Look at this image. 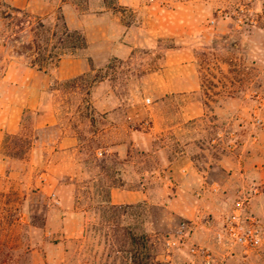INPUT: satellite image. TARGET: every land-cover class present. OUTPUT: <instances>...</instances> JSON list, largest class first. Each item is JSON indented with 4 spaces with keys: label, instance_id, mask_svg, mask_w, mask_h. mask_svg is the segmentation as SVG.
Wrapping results in <instances>:
<instances>
[{
    "label": "rangeland",
    "instance_id": "374dc122",
    "mask_svg": "<svg viewBox=\"0 0 264 264\" xmlns=\"http://www.w3.org/2000/svg\"><path fill=\"white\" fill-rule=\"evenodd\" d=\"M58 3L43 21L53 26L62 14L89 45L49 71L34 67L27 79L39 88L31 90L3 82L9 63L30 66L33 37L15 25L23 14L0 0V97L30 94L40 103L25 108L19 132L3 139L13 173L0 178V264H165V240L178 237L182 222L192 227L188 240L199 243L196 223L180 209L210 211L215 201L211 189L205 203L197 195L196 174L174 178L170 167L182 152L247 153L250 171L264 160V125L255 123L257 93L264 94V22L258 11L257 25L237 22L244 0ZM218 24L221 34L211 37ZM195 73L199 90L174 91ZM84 74L76 86L62 85ZM49 108L58 123L39 127V112ZM66 135L76 145L55 151ZM253 184L264 206V179ZM131 191L140 197H125ZM242 255L225 264H264V248Z\"/></svg>",
    "mask_w": 264,
    "mask_h": 264
},
{
    "label": "crops",
    "instance_id": "0c3cea01",
    "mask_svg": "<svg viewBox=\"0 0 264 264\" xmlns=\"http://www.w3.org/2000/svg\"><path fill=\"white\" fill-rule=\"evenodd\" d=\"M3 1L9 6L26 10L33 14H38L41 17L52 13L56 7H59L58 0ZM142 1L143 0H119V3L124 6H137L140 5ZM219 21L218 23H223L221 19ZM218 25L219 28L215 30V32H212L211 37L219 36L221 34L220 29L222 26L220 24ZM250 26L253 27L252 24ZM242 27L243 26L239 28ZM201 33H203V31ZM196 36L198 37V35ZM207 38H209V36H207L206 39ZM203 39H205V37H203ZM77 63L81 65L82 70H85L88 67L83 59ZM33 70L34 67L25 64L19 65V63H9L3 82L5 83L9 80L16 82L20 86L22 84L30 86L31 90L38 89L39 86L32 87V80L27 79V75L32 74ZM183 82L185 84L181 85L179 89H175V92L197 91L201 87V81L196 73L189 75V77H187L186 80L184 79ZM43 97L44 96H42V98ZM0 100H3L5 103L4 107L8 106L9 108L4 110L0 109V178H9L13 172L11 171L9 161L1 152L4 135L16 134L19 132L25 108H37L40 106V103L34 104L33 97L30 96V94L22 95L21 93L12 95V97H9L8 99H6L5 96H1ZM41 111H43V109ZM44 112H39V127L54 126L58 123L55 114L52 111L50 112V108L47 109L45 113ZM201 114L203 115L204 112ZM76 143L77 138L75 135H66L61 138L58 144L59 147H55L54 150L57 148H71L74 147ZM216 150H218L217 155L212 152V154H207L205 157L201 156V158L195 157L191 154L190 149H187L182 152L181 156L175 162H171L172 165L170 168L174 178H178L179 181L175 179L178 183L181 182L180 179H188L193 174L198 176V182H200L201 185L197 195L201 196V200L204 203L207 199L206 196L208 189L213 190L210 193L214 192L213 195L215 201L213 203V208L210 211L205 209L198 211L193 209H180L179 214L196 223L193 232V238L195 240L208 247L211 246L212 248H210L213 251L219 255H225L226 259L228 258V261L233 263L238 256L243 257L242 253L245 252L240 246H232L228 242L226 233L227 221L235 217H242L243 219L247 216L253 217L257 220L258 226L264 232V206L258 204L262 194H259L256 184L250 185L254 178H257V180L264 179V160L262 163H258L257 167L252 166L253 170L250 171L249 168H247V158L249 156L247 153H245V155H233L229 154L228 150L225 151L223 148H216ZM209 183L214 185L209 187ZM226 183L228 185L230 184L229 187L231 186L230 191L232 189V192L228 191L225 193V191H227V188L225 187ZM180 190L183 191L182 188ZM227 193H229V195H234L231 196L232 199L229 200L227 198ZM238 193H240V195H238ZM116 196H118V193L113 191L112 197L115 198ZM125 197L136 199L140 197V193L137 191H131L127 193ZM253 197L256 199H253ZM237 200L241 201L242 204H237ZM252 200L258 205H252ZM263 248L264 246L260 249Z\"/></svg>",
    "mask_w": 264,
    "mask_h": 264
},
{
    "label": "built area",
    "instance_id": "2783aa9c",
    "mask_svg": "<svg viewBox=\"0 0 264 264\" xmlns=\"http://www.w3.org/2000/svg\"><path fill=\"white\" fill-rule=\"evenodd\" d=\"M240 11L243 13V15H237V22L240 25L246 22V18L250 20L251 24L257 25V20L253 18L254 16L259 17L254 15L257 11L264 22V0H244ZM222 13L223 11L219 10V14L222 15ZM257 99L260 103V112L255 114V123L258 126H263L264 94L257 93ZM237 204L241 205L242 202L238 201ZM191 230L190 223L184 221L177 231L178 237H170L165 240L166 248L162 255V262L165 264H225V255L217 254L204 244L188 240ZM226 233L228 242L232 246H240L245 253L264 246V232L253 217L229 219L226 224Z\"/></svg>",
    "mask_w": 264,
    "mask_h": 264
},
{
    "label": "trees",
    "instance_id": "16d2710c",
    "mask_svg": "<svg viewBox=\"0 0 264 264\" xmlns=\"http://www.w3.org/2000/svg\"><path fill=\"white\" fill-rule=\"evenodd\" d=\"M9 6V5H8ZM13 12L23 14L24 18L15 23L20 27L19 32H31L32 40L28 57L29 64L32 67L41 71H49L58 66L64 56H78L82 51L88 48L87 37L79 30L70 29L62 14L59 15L57 23L50 26L43 21V18L38 15H33L30 12L9 6ZM9 20L18 19L12 13L5 15ZM28 24V25H26ZM18 31H13L16 35ZM95 68L92 66L91 70ZM88 74L68 79L62 83L65 87L76 86L78 81L83 80ZM113 187L116 184L112 185ZM8 202L11 199H7ZM141 245V244H140ZM135 264H148L146 261H136Z\"/></svg>",
    "mask_w": 264,
    "mask_h": 264
}]
</instances>
